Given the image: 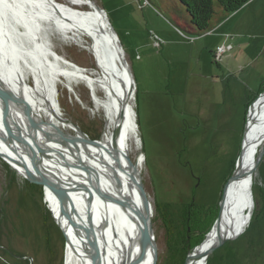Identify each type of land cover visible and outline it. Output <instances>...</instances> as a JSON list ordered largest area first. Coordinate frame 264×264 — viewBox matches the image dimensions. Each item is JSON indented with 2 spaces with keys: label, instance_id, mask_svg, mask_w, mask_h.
Segmentation results:
<instances>
[{
  "label": "rangeland",
  "instance_id": "rangeland-1",
  "mask_svg": "<svg viewBox=\"0 0 264 264\" xmlns=\"http://www.w3.org/2000/svg\"><path fill=\"white\" fill-rule=\"evenodd\" d=\"M95 1L107 11L133 68L156 264H185L194 249L184 242L187 207L196 202L219 208L249 106L264 89V0H249L225 17L216 7L213 28L202 35L186 28L189 14L179 0ZM52 47L80 66H92L90 53L76 44L52 36ZM58 99L64 116L91 139L101 137L105 121L92 113L84 83L75 92L59 84ZM252 183L250 223L206 264H264V157ZM66 246L44 186L0 157V264H65Z\"/></svg>",
  "mask_w": 264,
  "mask_h": 264
},
{
  "label": "bare ground",
  "instance_id": "bare-ground-1",
  "mask_svg": "<svg viewBox=\"0 0 264 264\" xmlns=\"http://www.w3.org/2000/svg\"><path fill=\"white\" fill-rule=\"evenodd\" d=\"M52 36L86 50L92 66H80L57 52L52 47ZM79 82L90 90L92 113H100L105 121L102 135L95 142L64 116L58 99L59 84L75 92ZM0 85L7 86L38 122L42 131L37 133L22 105L13 112L16 126L28 145L36 149L35 135L38 143L46 147L47 154L42 160L47 170L65 183L73 201L74 222L82 228L87 225L88 202L81 182L88 186L89 183L85 171L66 165L65 160L90 165L92 177H97L102 189L114 198L106 200L92 194V224L100 264H152L153 251L157 252L155 232L153 250L149 245L143 246L140 240V213L145 207L139 187L144 186L145 155L140 150L142 141L135 109L136 81L126 51L122 48V55L119 54L108 17L98 10L96 1L0 0ZM129 85L134 92L131 97ZM63 126L70 130L65 131ZM0 129L23 147L5 118L1 102ZM69 136L72 138L66 139ZM241 142L243 157L239 169L249 172L264 144V93L250 105ZM0 150L12 162L16 159V154L1 138ZM23 156L26 164L34 168L28 156L24 153ZM250 180L253 182V174L238 177V182L233 184L239 196L237 202L228 196L223 205L226 221L213 225L205 240L189 254L188 264H206L195 257L205 252L225 230L236 233L237 237L250 223L247 211L249 208L253 211L254 203L244 209ZM45 197L54 217L68 232L65 264H89L81 253L82 240L74 236L61 201L48 186ZM150 203L152 218L151 198Z\"/></svg>",
  "mask_w": 264,
  "mask_h": 264
},
{
  "label": "water",
  "instance_id": "water-1",
  "mask_svg": "<svg viewBox=\"0 0 264 264\" xmlns=\"http://www.w3.org/2000/svg\"><path fill=\"white\" fill-rule=\"evenodd\" d=\"M145 1H148V0H145ZM97 8L101 13L107 15V17H108V13L104 9L103 6H101L100 4L97 3ZM108 21H109L110 27H111L112 39L116 43V47L118 48L119 54L122 55V48H124V46L122 44L120 36H119L118 32L116 31V29L114 28V26L112 25L109 17H108ZM179 31L184 34V32H182L181 30H179ZM118 40H119L120 44L118 43ZM10 91L11 90H9L7 86L0 85V102L3 106L5 118L8 122V124H10L14 135L18 138L20 143L23 144V147H20V145L17 144L16 142H14L13 139L11 137H9V135L6 132H4L2 129H0V138L4 142H6V144L13 150V152L16 154V159H13V162H12L10 160V156H8L7 154H4V152L1 150H0V157L2 159H4L5 161H7L18 172V174H20L24 178L28 179L31 182L42 184L44 186V188L46 186H48L55 192L59 201H61L60 204L62 206V212H63L64 216L66 217L68 224L74 230V233H73L74 236L79 237L82 240V243L80 244L81 245V247H80L81 253L86 256V258L89 261V264H100V260L98 258L97 250H96V244H97L96 243V241H97L96 232H95L94 226L92 224V211L94 208V205H93L94 203L92 202V194L93 195L96 194L97 196L100 195L106 200H114V198L111 195H109L104 189H102V187L99 185L97 177H92V168H90V165L86 164L83 161H79L78 163L74 164L73 162L65 160L64 162L66 163V165L76 166L79 169H82L83 171H85V173H86L85 177H87V180L89 183V186H88L86 183L81 182L82 183L81 184L82 191L84 193L86 202H88L87 203V206H88L87 225L84 228H82L80 226V224L74 222L73 201H72L71 197L67 194L65 183H63L59 177L50 173L47 170V168L44 165V162L42 160L44 155L47 154L46 153V150H47L46 147L43 145H40L38 143L37 137L35 135H34L33 141L36 145V149L34 148V146L28 145V142L24 138V135L21 133L22 132L21 129L17 128V126H16V123H15V120L13 117L14 110L17 109L18 107H20V105H22V108H25L27 114L31 118V123H32L33 129L37 133L41 132L42 130H40V126H39L38 122L35 119H33L30 111L28 109H26V106L24 105V103L20 99L16 98V96H14ZM128 93H129L130 97L133 96V94H134L131 86L129 87ZM263 93H264V89H263V91L260 92V94L258 96H260ZM258 96L253 100L252 104L254 103V101H256ZM252 104H250V105H252ZM249 108H250V106H249ZM248 111H249V109H248ZM247 119H248V113H247ZM75 126L77 128L79 127V125L76 123H75ZM244 135H245V131L243 133V137H244ZM70 138H72V137L71 136L66 137V139H68V140H70ZM90 140L92 142L96 141L94 139H90ZM242 149L243 148L241 147V151H240V154L237 158L236 165H235V168H234L232 174L227 179V181H225V184L223 186V190H222L223 195L221 196L220 201H219V213H218V217H217L216 221L214 222V224L217 222H220L222 224V222L226 221V215L224 213L223 205L226 204V200H228L227 199L228 196H230V198L232 199V201L234 203L237 202L239 196H238L237 191L235 189H233V184L238 182L237 181L238 177L242 176V175L252 176V174L255 172V170L257 169L258 165L260 164L261 160L264 157V144H263V146L259 152V155H257L258 157H257L256 162L254 163L253 167H251L252 169H250L249 172H242L241 169H239L240 164L242 162V157H243ZM23 153L26 156H28V159H30V162L34 165V168L31 166H28L26 164V161L23 160L24 159ZM252 186H253V184H252V181L250 180V185L248 188V192L246 194L247 196L244 197V201H245L244 202L245 203L244 209L248 208V206L251 203L252 204L254 203ZM139 188H140L141 195L143 197V204L145 207V211L140 213V217L142 220L140 240L143 243V246L149 245L152 247V250H153V246H154L153 242L155 239V235H154V228H153V223H152L153 218H151L152 209H151V203H150V196L148 195V193H147V191L143 185H141ZM121 203L124 206H126V204H127L125 201H122ZM247 216H248V219L250 221L251 216H252V212H251L250 208L247 211ZM62 228H63L64 233H65L66 244H68V241H69L68 232L66 231V229H64L63 226H62ZM236 235H237L236 233L233 234L228 229L225 230L223 232V234H221V236H219V238L211 246H209V248L205 252H203L202 254H198L195 257V259L200 260V261H205V263L208 262L207 261L208 257L216 249H218L220 246H222L227 241L234 239ZM197 246H195V247H197ZM66 248H67V246H66ZM157 259H158V254L154 250L153 251L152 264H156ZM185 264H188V262L186 261Z\"/></svg>",
  "mask_w": 264,
  "mask_h": 264
},
{
  "label": "trees",
  "instance_id": "trees-1",
  "mask_svg": "<svg viewBox=\"0 0 264 264\" xmlns=\"http://www.w3.org/2000/svg\"><path fill=\"white\" fill-rule=\"evenodd\" d=\"M189 14L186 28L196 35L209 32L212 28V20L216 14V7L223 10V17L237 11L249 0H179ZM180 28V27H178ZM182 31V30H181ZM263 91V88L261 89ZM260 91V92H261ZM259 92V93H260ZM219 208L191 202L187 207L186 221L188 227L184 236V242L189 250H192L202 242L217 218Z\"/></svg>",
  "mask_w": 264,
  "mask_h": 264
},
{
  "label": "built area",
  "instance_id": "built-area-1",
  "mask_svg": "<svg viewBox=\"0 0 264 264\" xmlns=\"http://www.w3.org/2000/svg\"><path fill=\"white\" fill-rule=\"evenodd\" d=\"M223 47H224V46H223ZM218 48H219V47H218ZM225 48H226V47H224V49H225ZM224 49H223V50H224ZM225 50H226V49H225ZM225 50H224V51H225Z\"/></svg>",
  "mask_w": 264,
  "mask_h": 264
}]
</instances>
